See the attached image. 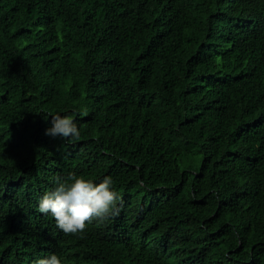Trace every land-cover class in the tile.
<instances>
[{
	"label": "trees",
	"instance_id": "16d2710c",
	"mask_svg": "<svg viewBox=\"0 0 264 264\" xmlns=\"http://www.w3.org/2000/svg\"><path fill=\"white\" fill-rule=\"evenodd\" d=\"M70 173L119 214L57 229L38 201ZM52 253L264 264V0H0V264Z\"/></svg>",
	"mask_w": 264,
	"mask_h": 264
},
{
	"label": "clouds",
	"instance_id": "9594fccd",
	"mask_svg": "<svg viewBox=\"0 0 264 264\" xmlns=\"http://www.w3.org/2000/svg\"><path fill=\"white\" fill-rule=\"evenodd\" d=\"M45 135L61 138L69 143L80 140L81 133L72 115H51ZM119 196L113 189V180L105 176L99 183L70 173L66 178L57 176L56 187L46 192L38 201V211L51 216L57 229L66 236L85 233L93 222L104 223L119 214ZM33 264H62L52 253L38 258Z\"/></svg>",
	"mask_w": 264,
	"mask_h": 264
}]
</instances>
